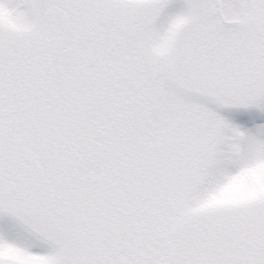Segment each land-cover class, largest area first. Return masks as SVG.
I'll return each mask as SVG.
<instances>
[{"label":"snow or ice","instance_id":"snow-or-ice-1","mask_svg":"<svg viewBox=\"0 0 264 264\" xmlns=\"http://www.w3.org/2000/svg\"><path fill=\"white\" fill-rule=\"evenodd\" d=\"M0 264H264V0H0Z\"/></svg>","mask_w":264,"mask_h":264}]
</instances>
